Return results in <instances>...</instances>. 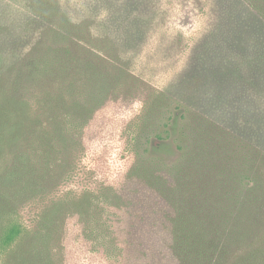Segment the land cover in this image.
I'll use <instances>...</instances> for the list:
<instances>
[{
    "label": "trees",
    "instance_id": "trees-1",
    "mask_svg": "<svg viewBox=\"0 0 264 264\" xmlns=\"http://www.w3.org/2000/svg\"><path fill=\"white\" fill-rule=\"evenodd\" d=\"M227 1L238 24L219 26L204 47L223 66L209 73L212 84L224 88L205 90L199 113L180 105L189 115L180 160L143 158L149 139L160 138L156 124L167 103L161 94L132 137L138 161L127 185L76 200L80 212L89 210V225L93 212L100 214L94 228L101 234L84 238L97 240L117 264H264V0ZM69 15L62 0H0V133L20 104L35 99L40 108L24 134L27 149L41 156L19 151L0 174V215L15 216L40 194L56 165L51 156L77 144L114 85L107 58L90 49ZM218 90L223 104L214 103ZM11 131L20 133L19 126ZM107 196L115 197L101 201ZM58 210L40 217L6 264H54ZM24 231L12 223L0 238L2 248Z\"/></svg>",
    "mask_w": 264,
    "mask_h": 264
},
{
    "label": "rangeland",
    "instance_id": "rangeland-1",
    "mask_svg": "<svg viewBox=\"0 0 264 264\" xmlns=\"http://www.w3.org/2000/svg\"><path fill=\"white\" fill-rule=\"evenodd\" d=\"M62 2L70 9V20L82 26L84 40L91 44L90 49L101 51L102 56L107 58L108 79L112 84L114 81V85L95 119L89 121L81 137L77 136V144L70 146L69 143L68 153L63 154L59 149V152L51 156V161L56 165L49 169L50 175L40 194L20 205L15 216L0 215V238L12 223L21 225L25 230L21 239L6 251L0 242V264H6L10 250L16 248L28 232L36 230L40 217L56 208L59 209L61 227L55 231L51 245L54 264H117L114 259L103 254L105 251L99 249L97 240L89 243L84 238L89 237V233L101 234V229L94 228L100 214L97 216L93 212L91 219L95 223L89 225V210L82 208L80 212L76 200L85 193L96 195L101 192L102 195L104 189H120L127 185L128 175L138 161L132 137L144 129V120L161 94H165L167 103L163 106L159 124H156L155 133L160 138L153 135L149 139L147 153L143 158L175 164L182 157L183 153L178 148L186 142L183 133L189 123V115L180 105L196 109L199 104H203L201 94L205 90L209 92L212 87L224 88L223 85L212 84L214 80L209 73L223 66L204 47L208 35L219 26L231 30L238 24L234 19L236 16L232 14L231 2ZM104 87L109 88L108 85ZM65 88L62 87L63 92ZM221 95L218 90L214 95V103L221 102ZM39 108L40 104L31 99L29 105L20 104L15 110L16 115L6 111L10 118L2 129L3 134L0 133V174L8 170L19 151L35 160H41L40 155L27 149L28 142L24 134L30 118ZM198 110L196 112L199 113ZM12 125L14 129L19 126L20 133L14 135ZM114 197L107 196L101 201L108 202L114 200ZM104 215L107 217V214ZM93 248L96 253L90 251Z\"/></svg>",
    "mask_w": 264,
    "mask_h": 264
}]
</instances>
